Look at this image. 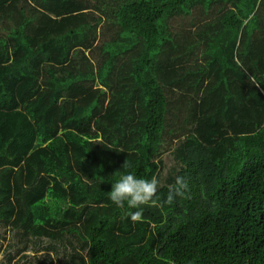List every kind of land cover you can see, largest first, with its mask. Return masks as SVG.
Listing matches in <instances>:
<instances>
[{
    "label": "trees",
    "instance_id": "16d2710c",
    "mask_svg": "<svg viewBox=\"0 0 264 264\" xmlns=\"http://www.w3.org/2000/svg\"><path fill=\"white\" fill-rule=\"evenodd\" d=\"M169 152L131 220L111 184ZM0 221L69 264H264V0H0Z\"/></svg>",
    "mask_w": 264,
    "mask_h": 264
},
{
    "label": "rangeland",
    "instance_id": "374dc122",
    "mask_svg": "<svg viewBox=\"0 0 264 264\" xmlns=\"http://www.w3.org/2000/svg\"><path fill=\"white\" fill-rule=\"evenodd\" d=\"M160 160L159 185L168 176L172 177L176 170L171 152L164 154ZM70 253L63 241L52 243L44 238L34 239L0 221V264H69L66 255Z\"/></svg>",
    "mask_w": 264,
    "mask_h": 264
},
{
    "label": "clouds",
    "instance_id": "9594fccd",
    "mask_svg": "<svg viewBox=\"0 0 264 264\" xmlns=\"http://www.w3.org/2000/svg\"><path fill=\"white\" fill-rule=\"evenodd\" d=\"M158 180L153 177L150 179L139 178L129 172L120 175L115 183L111 184V190L108 192V199L117 208L139 209L130 213L133 221L141 217L142 206H160L157 194ZM187 189V183L183 177L178 176L172 191L168 194L165 203H171L176 196H181Z\"/></svg>",
    "mask_w": 264,
    "mask_h": 264
}]
</instances>
